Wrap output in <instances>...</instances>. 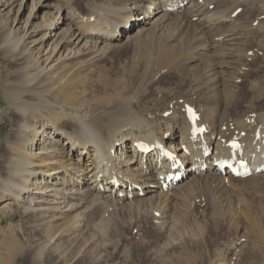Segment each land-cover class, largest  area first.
<instances>
[{
	"label": "bare ground",
	"instance_id": "6f19581e",
	"mask_svg": "<svg viewBox=\"0 0 264 264\" xmlns=\"http://www.w3.org/2000/svg\"><path fill=\"white\" fill-rule=\"evenodd\" d=\"M63 2L41 4L51 11L39 17L40 22L31 29L41 32L38 41L34 40L39 46L51 42L50 54L45 58L47 65L24 71L18 84L0 81V97L11 109L14 127L6 140L0 208L10 205L14 212L32 216L35 227L54 231L52 237L66 233L65 230L71 235L84 229L92 214L104 205L119 203L132 207L157 198L166 206L197 180L221 182L228 177L232 181L234 177L227 170L216 166L218 160L228 161L236 152L229 147L231 141L239 142L248 159H264L260 144L264 138V82L252 79L249 83L251 88H258L261 103L250 98L238 113L234 105L239 97L234 78L249 72L247 65L240 63V55L247 59L256 55L238 49L249 35L238 18L231 17L237 7L226 15L224 8H210L214 0H119V5L111 8L87 3L88 11L80 14ZM31 16L38 17L30 13ZM173 20L198 30L197 48L189 58L198 59L200 54L216 57L224 69L215 71V77L223 72L228 75V79L213 83L214 107L167 104L157 113L143 114L136 105L122 103L89 114L80 100L60 99L65 90L48 81L64 77L54 72L69 66L60 52L66 45H72L71 55L88 51L100 54L116 46L118 40L132 41ZM64 22L67 28L60 29ZM10 35L11 30H7L3 42ZM27 36L23 32L11 44H21ZM229 83L233 89L228 91L224 87ZM187 106L197 110L194 109L195 125L205 127L203 132L191 133L185 114ZM0 113H4L1 106ZM139 139L160 142L173 158L164 161L158 157V149L144 156L137 153L134 144ZM208 149L211 153L205 155ZM177 159L181 162L172 169ZM182 165L185 177L163 189L160 174L181 172ZM115 176L121 182L116 189L112 186Z\"/></svg>",
	"mask_w": 264,
	"mask_h": 264
},
{
	"label": "rangeland",
	"instance_id": "374dc122",
	"mask_svg": "<svg viewBox=\"0 0 264 264\" xmlns=\"http://www.w3.org/2000/svg\"><path fill=\"white\" fill-rule=\"evenodd\" d=\"M62 1L80 14L88 11L87 3L107 8L119 5V0ZM46 2L58 0H0L1 82L18 84L24 71L49 62L45 58L51 42L39 46L36 41L41 32L31 31L40 22L39 17L49 15L51 8L41 6ZM211 6L214 10L224 8L226 15L234 7L239 9L231 17L238 18L249 38L238 49L256 54L252 59L240 55V63H245L249 72L234 78L239 90L234 104L238 113L250 98L261 103L258 88H251L249 83L252 79L264 82V0H214ZM30 13L38 17H29ZM62 28H67L66 22ZM7 30L11 35L3 42ZM197 31L193 25L181 26L173 20L132 41L118 40L116 46L100 54L88 51L71 55L72 45H66L60 52L69 66L54 72L64 77L48 81L65 90L60 99L80 100L89 114L122 103L136 105L143 114L167 104L186 103L199 109L206 104L213 106V83L228 79V75L223 72L215 77V71L224 69L216 57L200 54L198 59L189 58L197 48ZM23 32L28 33L24 42L11 44ZM224 89L229 91L233 86L229 83ZM0 106L4 110L0 113L3 177L6 140L14 127L11 109L1 97ZM262 174L232 181L228 177L221 182L197 180L181 191L182 196L170 197L166 206L157 198L132 207L104 205L92 214L84 229L71 235L65 230L52 237L54 231L35 227L32 216L18 214L10 205L0 208V264H264Z\"/></svg>",
	"mask_w": 264,
	"mask_h": 264
},
{
	"label": "snow or ice",
	"instance_id": "6c2138e0",
	"mask_svg": "<svg viewBox=\"0 0 264 264\" xmlns=\"http://www.w3.org/2000/svg\"><path fill=\"white\" fill-rule=\"evenodd\" d=\"M189 112L191 113V109H189ZM194 132H196V131H203V129L201 128V129H195L194 128V130H193ZM233 147H238V145L237 144H235V143H233V145H232Z\"/></svg>",
	"mask_w": 264,
	"mask_h": 264
}]
</instances>
